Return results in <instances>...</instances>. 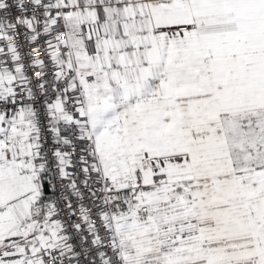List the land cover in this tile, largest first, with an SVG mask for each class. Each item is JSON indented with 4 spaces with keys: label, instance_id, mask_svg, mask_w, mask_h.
<instances>
[{
    "label": "snow or ice",
    "instance_id": "snow-or-ice-1",
    "mask_svg": "<svg viewBox=\"0 0 264 264\" xmlns=\"http://www.w3.org/2000/svg\"><path fill=\"white\" fill-rule=\"evenodd\" d=\"M0 264H264V0H0Z\"/></svg>",
    "mask_w": 264,
    "mask_h": 264
}]
</instances>
